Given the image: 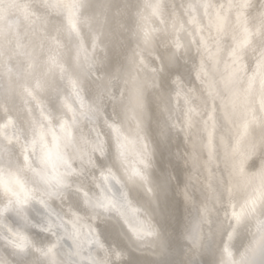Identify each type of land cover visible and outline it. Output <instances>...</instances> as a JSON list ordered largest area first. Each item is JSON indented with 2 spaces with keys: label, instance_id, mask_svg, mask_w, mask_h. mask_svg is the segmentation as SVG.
Here are the masks:
<instances>
[{
  "label": "clouds",
  "instance_id": "obj_1",
  "mask_svg": "<svg viewBox=\"0 0 264 264\" xmlns=\"http://www.w3.org/2000/svg\"><path fill=\"white\" fill-rule=\"evenodd\" d=\"M0 264H264V0H0Z\"/></svg>",
  "mask_w": 264,
  "mask_h": 264
}]
</instances>
